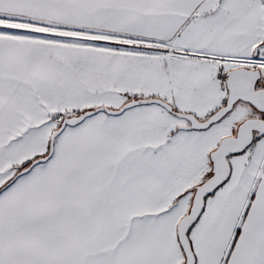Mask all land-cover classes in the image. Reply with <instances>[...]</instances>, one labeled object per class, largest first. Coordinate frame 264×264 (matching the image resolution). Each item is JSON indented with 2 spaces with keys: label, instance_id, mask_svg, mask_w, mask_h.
Returning <instances> with one entry per match:
<instances>
[{
  "label": "snow or ice",
  "instance_id": "snow-or-ice-1",
  "mask_svg": "<svg viewBox=\"0 0 264 264\" xmlns=\"http://www.w3.org/2000/svg\"><path fill=\"white\" fill-rule=\"evenodd\" d=\"M0 264H264V0H0Z\"/></svg>",
  "mask_w": 264,
  "mask_h": 264
}]
</instances>
